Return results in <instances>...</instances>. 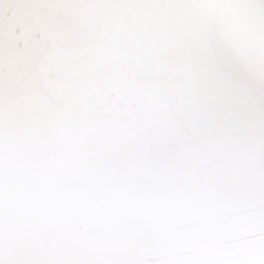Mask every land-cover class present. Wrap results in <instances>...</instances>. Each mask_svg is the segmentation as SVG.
<instances>
[{
	"label": "snow or ice",
	"instance_id": "obj_1",
	"mask_svg": "<svg viewBox=\"0 0 264 264\" xmlns=\"http://www.w3.org/2000/svg\"><path fill=\"white\" fill-rule=\"evenodd\" d=\"M0 264H264V0H0Z\"/></svg>",
	"mask_w": 264,
	"mask_h": 264
}]
</instances>
